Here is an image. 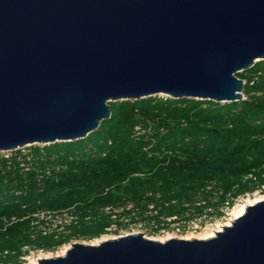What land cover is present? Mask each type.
Masks as SVG:
<instances>
[{
    "label": "water",
    "instance_id": "1",
    "mask_svg": "<svg viewBox=\"0 0 264 264\" xmlns=\"http://www.w3.org/2000/svg\"><path fill=\"white\" fill-rule=\"evenodd\" d=\"M264 0H0V153L84 139L109 103L243 100ZM39 264H264V200L200 240L125 234Z\"/></svg>",
    "mask_w": 264,
    "mask_h": 264
},
{
    "label": "trees",
    "instance_id": "2",
    "mask_svg": "<svg viewBox=\"0 0 264 264\" xmlns=\"http://www.w3.org/2000/svg\"><path fill=\"white\" fill-rule=\"evenodd\" d=\"M236 76L244 81V100L111 102L109 118L84 139L30 146L29 160L19 151L0 157V228L3 219H16L0 231V253L8 252L0 262L19 264L24 247L53 252L72 239H98L111 224L114 233L129 227L102 212L106 207L123 208L119 219L130 215L124 208L131 204L138 220L133 216L130 223L153 220L154 236L169 229L161 216L190 219L208 207L219 216L226 199L264 185V60ZM138 124L151 125L147 139L133 137ZM249 174L255 180L244 179ZM209 184L213 190L206 191ZM197 200L204 204L195 205ZM149 205L157 215H146ZM70 208L79 221L66 233L43 236L30 230L36 211Z\"/></svg>",
    "mask_w": 264,
    "mask_h": 264
},
{
    "label": "built area",
    "instance_id": "3",
    "mask_svg": "<svg viewBox=\"0 0 264 264\" xmlns=\"http://www.w3.org/2000/svg\"><path fill=\"white\" fill-rule=\"evenodd\" d=\"M245 99V96L243 94V100ZM151 133V125L148 124L147 127H144L141 124H138L134 127V132H133V137L135 139H140L141 137H144V139H147V135H149ZM29 147V146H27ZM19 152L22 153V155H24L26 157V160L30 159V155H29V150L25 151V150H18ZM17 151H12V152H2L0 153V157H3L5 159H9L14 155V153ZM151 153H149L150 155ZM18 159H20V157H18ZM27 168V166L25 167V169ZM46 173L48 174V171H46ZM264 175V174H263ZM244 179H251V180H255V177L253 176V174H249L248 176H246ZM206 191H211L213 190V184H209L206 186L205 188ZM264 192V185L259 186L258 189H256L254 191V193H250L251 195L254 194H259V193H263ZM220 193V192H218ZM213 199L212 202L216 201V194L217 192H213ZM248 193H245L243 195H239L237 197H235L234 199L229 200L226 199V201H224L221 205L218 206V211L220 212L219 216H216L214 214V208L213 207H208L206 208V210L204 211V213L201 216H193L190 219H182L178 216H172V217H160L161 220V225L167 226L170 230L171 227H175V231H179V228L182 227H186V228H192V230H197L199 229V225H201V219L202 218H208L209 220L217 217V221L219 223H223L225 222L229 217H230V213H231V209L234 205L240 203L241 201H243L244 197H249ZM204 204L203 200H197L195 202V205H202ZM185 207H187V205H185ZM126 211H131L130 215L127 217H120L119 219H117V214L123 211V208H111V207H106L104 209H102V212H104L105 214L110 215V218L112 220H118V221H122L124 223L129 224V226L131 225L130 223V218L135 216V219H137L136 216V212L133 211V206L131 204H128L125 208ZM146 215L148 216H155L157 215V211L153 209V206L149 205L148 206V210L146 212ZM187 217V215H186ZM31 221H30V230L33 232V234H41V235H49V234H55V235H59L62 233H66L67 232V228L71 225L77 224L79 221V216L78 214L75 212L74 208H70V209H66V210H62L60 212H49V211H36L35 213H33L32 215H30ZM85 221H89L90 217L87 216L84 218ZM216 219V218H215ZM16 221L15 218H11L10 221H7L6 219H3V225L2 228H0L1 230H4L5 227L9 224ZM135 224H143L145 225V227H147V231H148V235H151L153 233V231L157 228L156 224L154 223L153 220L148 221V222H142V221H137ZM134 224V225H135ZM191 225V227H190ZM216 226V225H215ZM116 230V225L115 224H111L110 227H108L106 229L107 233L110 231ZM164 230H161V232H163ZM106 235V234H104ZM103 236V235H102ZM35 251H42V250H34V249H30L28 247H24L23 248V252H25L23 255L19 256L18 258V263L19 264H25L27 263L29 260V257L33 256V252ZM8 255L7 251H4L2 253H0V258H5V256ZM0 264H16L14 262H8V263H4V262H0Z\"/></svg>",
    "mask_w": 264,
    "mask_h": 264
},
{
    "label": "rangeland",
    "instance_id": "4",
    "mask_svg": "<svg viewBox=\"0 0 264 264\" xmlns=\"http://www.w3.org/2000/svg\"><path fill=\"white\" fill-rule=\"evenodd\" d=\"M156 97L169 98V97H166V96H156ZM36 146H38V145H36ZM29 149H30V146L29 147L21 148V150H25V151H28ZM248 194H250V193H248ZM258 195H264V192L263 193H259V194H254V195H251L250 194L249 197H244L243 198L244 199L243 201H245L246 199H250V198H253L255 196H258ZM243 201H241L240 203H243ZM215 218H213L211 220H209L207 217L206 218H202L201 219V225H199V229H197V230H192V228H189V227L188 228H186V227H184V228L180 227L179 228V231L177 232V231H175V227H171L170 230H164L163 232H161V233H159L157 235H154V236H151V235H148L147 234L148 231H147V227H145V225H143V224H141V225L140 224H135V225L134 224H131L127 229H118L117 233H114V230L113 231H110L106 235H103V236L99 237L98 239H102V237H107V238L111 239V238H115V237L120 236V235L132 234V233H142L144 236L150 237L151 239H155V240H158L160 238H165L168 235L172 236V238L175 237V238H181V239L183 237H189L190 235H192L194 237H198V236L204 235V233L206 234L207 232H209V229H212V228L215 227V225L219 224V222L217 221L218 218L217 217H215ZM225 222H223V223H225ZM190 227H191V225H190ZM94 240H96V239L89 240V241L80 240V239H78V240L72 239L69 242H67V243L63 244L62 246L58 247L53 252L35 251V252H33V256L32 257H29L28 260H30V259H32V258H34L36 256H40V255L56 254L63 247H69V245L72 242H81V243L88 244V243H90L91 241H94ZM52 257H54V256H52ZM25 264H29V261L27 263H25Z\"/></svg>",
    "mask_w": 264,
    "mask_h": 264
},
{
    "label": "bare ground",
    "instance_id": "5",
    "mask_svg": "<svg viewBox=\"0 0 264 264\" xmlns=\"http://www.w3.org/2000/svg\"><path fill=\"white\" fill-rule=\"evenodd\" d=\"M160 96H166V95H160ZM263 200H264V195H258V196H255L253 198L246 199L245 201H243V203H238L234 207H232L231 213H230V218L225 223L217 224L214 228L209 229V232H207L206 234L204 233V235H202V236L194 237V236L190 235L189 237H183L182 239L189 240L191 238H195V239L205 240V239L212 238V237H214L216 232L222 231L223 227L230 226V224L232 223L233 220H235V219L239 218L240 216H242L243 213L245 212V209H246L247 206H252L255 203L263 201ZM132 234H136V233H132ZM170 238H172V236L168 235L165 238L158 239V241H165V240L170 239ZM107 239H109V238L102 237V239H98V240L96 239L94 241H91L88 244L97 245L100 242H103V241H105ZM111 239H113V238H111ZM69 248H70V245H69V247H63L56 254H48V255L36 256V257H34V258L29 260V264H39V260L47 259V258H50L52 256H54V257L63 256Z\"/></svg>",
    "mask_w": 264,
    "mask_h": 264
}]
</instances>
